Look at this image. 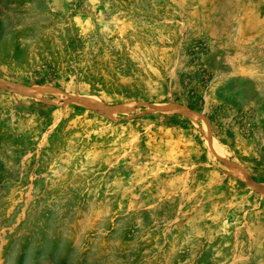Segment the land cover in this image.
Segmentation results:
<instances>
[{"label":"rangeland","instance_id":"374dc122","mask_svg":"<svg viewBox=\"0 0 264 264\" xmlns=\"http://www.w3.org/2000/svg\"><path fill=\"white\" fill-rule=\"evenodd\" d=\"M253 130L264 0H0V264H264Z\"/></svg>","mask_w":264,"mask_h":264},{"label":"crops","instance_id":"0c3cea01","mask_svg":"<svg viewBox=\"0 0 264 264\" xmlns=\"http://www.w3.org/2000/svg\"><path fill=\"white\" fill-rule=\"evenodd\" d=\"M229 136L230 138L234 137L233 134H229ZM250 137L254 141L256 150H259L260 152L256 153L255 158L250 162V166L244 170L248 176V178H246L253 183H264V135L257 133V130H253ZM201 139L204 140V136H202ZM202 144L205 145L206 143L203 142ZM203 154L204 155L202 156L208 161L211 168H213V166H220L223 168L224 165L222 166V164L218 162L216 155L212 151L207 150L206 152H203ZM255 178L258 179V182Z\"/></svg>","mask_w":264,"mask_h":264},{"label":"bare ground","instance_id":"6f19581e","mask_svg":"<svg viewBox=\"0 0 264 264\" xmlns=\"http://www.w3.org/2000/svg\"><path fill=\"white\" fill-rule=\"evenodd\" d=\"M252 190L256 193L264 194V183L263 184H252Z\"/></svg>","mask_w":264,"mask_h":264}]
</instances>
